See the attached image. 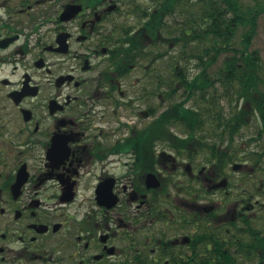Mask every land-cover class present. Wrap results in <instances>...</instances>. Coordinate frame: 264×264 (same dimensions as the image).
I'll return each mask as SVG.
<instances>
[{
	"label": "flooded vegetation",
	"instance_id": "1",
	"mask_svg": "<svg viewBox=\"0 0 264 264\" xmlns=\"http://www.w3.org/2000/svg\"><path fill=\"white\" fill-rule=\"evenodd\" d=\"M175 3L0 0V264H240L256 192L221 213L232 165L160 134L175 94L139 13L172 47Z\"/></svg>",
	"mask_w": 264,
	"mask_h": 264
},
{
	"label": "trees",
	"instance_id": "2",
	"mask_svg": "<svg viewBox=\"0 0 264 264\" xmlns=\"http://www.w3.org/2000/svg\"><path fill=\"white\" fill-rule=\"evenodd\" d=\"M191 2L197 8L193 6L194 9L191 10H178L182 2L176 0L175 3V19L177 14L184 16L183 21H176V33L173 36L177 42L182 41V53L179 51L169 65L164 61V69L169 71L161 73L160 77L162 82L166 80L168 87L173 88L171 93L177 99L172 98L173 101L161 114L160 134L162 138L169 139V134L175 132L173 127H181L188 136L177 140V147L189 148L193 154L196 153V148L202 152L207 147L211 159L223 169L233 160L239 159L251 160L256 170H264L263 61L258 50H250L257 33L259 17L264 12V0ZM168 3L169 1L167 6ZM173 12L174 8L170 7L164 13L173 15ZM139 14L146 22L142 30L156 43H160L158 32L167 29L161 19L163 13ZM237 37L240 38L239 42H235ZM163 39L168 40L165 37ZM186 47L191 49L189 56L196 61L191 73L185 67L188 63H184L185 55L189 52ZM215 64L218 67L213 70ZM220 87L223 88L222 91ZM166 92L169 93V89ZM229 94L237 97V100L233 112L227 115L222 110L220 95L226 97ZM233 100L234 98L231 102ZM247 116L258 118V133L251 140L260 137L263 140V143L260 142V149L249 150L245 158L241 157L238 150L237 153H229L228 149L220 151L217 139L233 144L243 127L251 123V120H246ZM260 185H264V178ZM244 232L249 239L243 238ZM241 234L240 251H245V255L264 254V224L259 228L249 223L247 227L241 228ZM217 260L216 264L223 262L218 256Z\"/></svg>",
	"mask_w": 264,
	"mask_h": 264
},
{
	"label": "rangeland",
	"instance_id": "3",
	"mask_svg": "<svg viewBox=\"0 0 264 264\" xmlns=\"http://www.w3.org/2000/svg\"><path fill=\"white\" fill-rule=\"evenodd\" d=\"M182 4H191V0H182ZM192 6L196 7L195 5H192ZM194 7H192V9H194ZM183 18H184V16L177 14L175 21H177V20L183 21ZM136 19L137 18L133 15V18H130L129 21H130V23H134V20H136ZM241 31H238V33H240ZM162 36L168 37L166 32H163V31H162ZM239 40H240V38L237 37V40H235V42L236 41L239 42ZM160 41H161L160 42V49L157 48L156 53L159 54V52L160 53L163 52L161 54L162 60H161V67L160 68L164 69V67H165L164 61L168 65L171 62L173 63L174 60L172 59V56L175 54H178V52L181 50L182 41L176 42L175 46H172V47H170V45L168 43L162 44L163 43L162 39ZM186 49L189 52H187L185 55L186 60L184 59V63L185 64L188 63V65L192 64L191 65V72H193L194 69L192 67H194L196 65V63H195L196 61L194 58H192V56H189L191 54V49L188 47H186ZM255 49L258 50L261 54L262 61H263V68H264V12L259 17L257 33H256V35L253 39L252 45L250 47V50H255ZM165 51H168V52L164 53ZM181 53L182 52L180 51V54ZM165 55L167 57H165ZM144 60H145V62H144L145 65L150 62V61H147V59H144ZM184 63H182V65H184ZM217 67H218V64H215L212 67V69L216 70ZM263 68H262V70H264ZM162 73H165V71H162ZM262 77L264 79V73L262 74ZM165 82H166V80H165ZM262 85L264 88V84H262ZM161 87L163 89V86H161ZM220 90L222 91L223 88L220 87ZM233 98H234V100H233V102H231V99H233ZM175 99H177L176 95L173 97V100H175ZM173 100L171 98L169 103ZM236 100H237V97H233L231 94L227 95L226 97L224 95H220V104H221L222 110L225 114L229 115L233 112V106L236 103ZM169 103L166 104V107L169 106ZM246 120H251V123L246 125L245 127H243L241 134L236 137L233 144L230 145V143L227 144L226 141H223L220 138L217 139V145H220V148H219L220 151L228 149L229 153H231L232 151H234V153H237V150H238V151H240L241 157H245L246 156L245 154L248 153L249 150L260 149L259 148L260 142L263 143V140L260 139V137H259V139L257 137L256 140H251V137H253V136L256 137V135L258 133V129H259L258 128L259 123L257 121L258 118L254 117V116H247ZM175 130L178 132L181 131V130H179L178 127H176ZM205 149H207V147ZM234 149H236V150H234ZM203 153H206V152H203ZM199 155L200 156H198V161L200 163H203L205 157L201 153ZM208 155L209 156L211 155L210 151H209ZM235 161H238V159L233 160L232 163ZM213 162L215 163V161H213ZM229 168H230L229 170L231 171L232 180L235 183V187L232 185V188L230 189L233 194L229 196V195H225L224 193L217 192L215 194H212V196L209 197V199L214 200V201H222L223 205H222V209L220 212L226 213L227 211H229V209H231L233 207L234 203H236L238 200L241 199V196H244L242 194L243 192H246V191L256 192V196H255L253 202H255V200H258L260 203H259L258 207H256V209L254 210L257 213L255 216L256 222L255 221L252 222V225L259 227V228H262L263 224H264V211L262 210V207L264 206L263 205L264 204V185H260V181L262 180V178H264V170H257V171H255V173L246 174V172H243L242 170H237V171L233 170L231 168V166ZM194 185H195L196 189H199L198 186H200L201 184L200 183L197 184V182L194 181ZM259 187H262V189L260 190ZM200 202H205V201L203 199V201H200ZM262 217H263V219H262ZM243 238L249 239L247 234L244 235ZM245 253H246L245 251H240V264H264V254L257 255L254 253V254L245 255Z\"/></svg>",
	"mask_w": 264,
	"mask_h": 264
},
{
	"label": "water",
	"instance_id": "4",
	"mask_svg": "<svg viewBox=\"0 0 264 264\" xmlns=\"http://www.w3.org/2000/svg\"><path fill=\"white\" fill-rule=\"evenodd\" d=\"M243 166H245L244 164H242V163H236V164H234V169L235 170H237V169H239V168H241V167H243Z\"/></svg>",
	"mask_w": 264,
	"mask_h": 264
}]
</instances>
